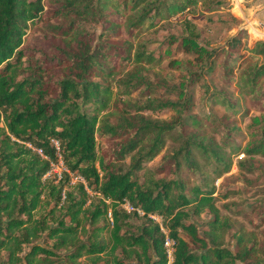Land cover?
<instances>
[{"label":"trees","instance_id":"trees-1","mask_svg":"<svg viewBox=\"0 0 264 264\" xmlns=\"http://www.w3.org/2000/svg\"><path fill=\"white\" fill-rule=\"evenodd\" d=\"M99 1L0 0V253L5 252L0 264H70L82 256L91 264H128L129 259L135 264H167L165 237L172 242L170 264L244 262L252 247L246 246L241 233L235 252L223 244L226 221L218 216L211 185L228 171V156L217 143L173 131L182 126L183 112L192 106L191 85L202 74L219 70L227 84L236 79L245 107L260 114L253 117L257 126L249 130L250 141L237 153L264 157V41L243 47L244 29L218 49L201 45L193 31L168 37L173 45L170 54H190L199 67L184 68L185 83L167 87L151 83L137 68L158 63L160 57L133 50L129 39L150 18L194 11L199 0H107L115 7L112 13L100 12ZM86 18L101 25L105 38H123L121 45L105 40L89 48L90 33L82 27ZM43 19L60 20L62 25L53 26L52 33L66 38L64 44H52L51 54L37 51L35 57V49L26 44V30ZM240 50L248 51L251 61L232 77L228 60L234 54L240 58ZM121 66L131 69L115 77ZM20 72L25 75L18 78ZM107 78L110 83H103ZM112 84L117 94L138 92L143 98L134 112L168 110L172 118L136 113L111 123L112 110L123 116L122 104L112 99ZM159 88L175 100L150 98ZM209 94L215 104L232 107L219 92ZM168 136L179 145L162 157L160 165L145 169ZM100 139L104 149L97 145ZM193 150L203 159V167L211 165V176L202 173L198 183L188 185L181 167L191 174L201 167ZM58 161L59 176L43 177ZM72 176L77 178L69 183ZM124 202L130 211L120 207ZM204 209L212 218L200 232L191 218ZM40 233L51 240L50 246L35 243ZM81 233L85 240L79 238ZM60 248L68 250L65 260L52 258L58 257Z\"/></svg>","mask_w":264,"mask_h":264},{"label":"rangeland","instance_id":"rangeland-1","mask_svg":"<svg viewBox=\"0 0 264 264\" xmlns=\"http://www.w3.org/2000/svg\"><path fill=\"white\" fill-rule=\"evenodd\" d=\"M94 3H97L96 0H94ZM98 6L101 7L100 12L102 13L115 11L113 4L107 0L106 2L100 0ZM246 6V0H199L194 11L184 10L182 13L171 17L154 16L150 18L154 25L148 26L150 21L143 24L129 39V43L133 50L152 51L160 58H158V63L137 66L139 72L151 83H163L167 87L174 86L178 88L181 83H185L186 74L183 69L198 70L199 65L190 54L177 52L170 54L169 49L173 45L168 43L167 38L172 36L179 38L182 35L189 34V31H193L197 41L207 48L218 49L228 46L230 36L235 35L239 29L245 30L244 33L240 34L242 37L240 43L243 47H251L256 40L264 41V27L259 28L258 23L251 16L248 19H242L243 7ZM57 25H62V22L57 19H43L37 25H30L26 30L28 34L26 44L35 49V57L39 55L37 51L51 54L53 52L52 44H64V38L66 37H60L52 33V27ZM82 27L84 31L90 33L87 37L89 48L105 40L111 44L119 45L123 41L120 36L114 39L105 38L101 25L90 18L83 20ZM240 53H242L240 58L237 59L238 54H234L228 60V64L232 66V77L238 76L240 69L249 61L247 58L248 51L240 50ZM260 59L261 57H258L257 61L259 62ZM219 60L220 57L217 58V61ZM119 69L121 72L115 73V77L124 75L125 71L130 70L131 67L121 66ZM219 73V70H215L210 74H202L201 78L191 85L189 92L192 95V106L189 110L183 112V124L181 127H175L173 134L176 135L179 132L183 135L193 134L194 138H200L203 142L211 141L221 146V150L230 160V167L227 172L212 180L211 185L214 188L213 195H215L218 216L226 221L223 230V244L231 252H235L237 249L235 239L241 233L246 246L252 247V253L244 262L235 261L234 264H264V221H262L264 217V157H247L237 153L250 141L249 130L251 127L255 130L257 126L252 122L253 117L260 114L251 107H245L244 96L242 91L240 92L241 89L236 79L234 78L227 84L220 78ZM23 75L25 73L20 72L18 78ZM54 75L56 78L59 77L57 76V70H54ZM102 82L105 84L110 83V79H102ZM111 87L112 99L119 101L123 108L122 117H119V112L112 110L113 112L109 115L111 123L118 122L120 118L127 119L136 113L143 114L151 119L170 120L172 118V113L168 110L134 112V105L143 99L138 92H132L129 95L117 94L115 84H112ZM155 91L150 98L175 100L173 95H168L162 88ZM211 92H219L229 100L232 107L215 104L209 94ZM204 115L208 116L204 117ZM192 119L198 121V124H192ZM255 133L252 134L254 139H256ZM224 141H227V143L223 147ZM103 144V140H97L99 149L104 146ZM178 145L179 141H174L172 136L166 137L164 147L152 160L144 164V168L152 169L160 165L162 157L170 154L171 150ZM233 148H235V151ZM192 157L201 167L198 170L199 172L194 174L181 167L180 172L188 185L198 183L202 173L211 176V165L203 167L204 161L197 151L193 150ZM124 163H127V160ZM61 169L60 161L52 163L49 171L43 177L52 178L53 175H56L57 178ZM155 176L158 177L160 174ZM76 178V176H72L69 183H73ZM125 204L127 203L120 204V207L123 208ZM127 208L128 211L132 209L129 205ZM46 210L47 208L44 209L43 213ZM125 210L127 211V209ZM137 213L141 214L139 210H137ZM150 217L157 222L160 221L156 215ZM106 218L109 219L107 214ZM211 218L212 214L204 209L199 216L192 217L191 220L202 232L207 229L206 221ZM131 219L132 225H137V221L134 218ZM86 227L89 228V226ZM163 231L165 232V230ZM79 238L85 240V234L81 233ZM35 243L50 246L51 240L46 238L45 233H40ZM27 247L26 245L23 247V253L27 251ZM165 248L167 264H170L171 245ZM56 252L58 257L52 258L65 260L63 255L68 250L60 248ZM1 259H5V252L0 253ZM127 263L135 264V261L129 259ZM70 264H91V262L82 256ZM97 264H103V262L99 261Z\"/></svg>","mask_w":264,"mask_h":264},{"label":"crops","instance_id":"crops-1","mask_svg":"<svg viewBox=\"0 0 264 264\" xmlns=\"http://www.w3.org/2000/svg\"><path fill=\"white\" fill-rule=\"evenodd\" d=\"M247 6L243 7L242 19H248L249 16L258 23L259 28L264 27V0H246ZM252 13V14H251ZM251 14V15H250Z\"/></svg>","mask_w":264,"mask_h":264},{"label":"built area","instance_id":"built-area-1","mask_svg":"<svg viewBox=\"0 0 264 264\" xmlns=\"http://www.w3.org/2000/svg\"><path fill=\"white\" fill-rule=\"evenodd\" d=\"M37 152H39V150H37ZM124 203H125V202H124ZM126 203H127V202H126ZM127 206H128V203L125 204V205H123V208L127 209V211H128ZM106 214H107L108 217H109V212H107ZM171 244H172V242H171L169 239H167V238L165 237V238H164V241H163V245H164V247L170 246Z\"/></svg>","mask_w":264,"mask_h":264}]
</instances>
